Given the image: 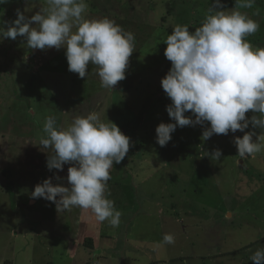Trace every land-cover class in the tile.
I'll use <instances>...</instances> for the list:
<instances>
[{
    "label": "rangeland",
    "instance_id": "374dc122",
    "mask_svg": "<svg viewBox=\"0 0 264 264\" xmlns=\"http://www.w3.org/2000/svg\"><path fill=\"white\" fill-rule=\"evenodd\" d=\"M85 3L87 18H108L134 34L125 79L114 89L101 86L94 65L89 64L85 78L70 72L64 48L30 49L21 37L0 42V264L6 259L54 264L56 249L45 247L63 238L73 246L83 239L81 253L69 264L85 256L87 264H254L250 257L264 248V151L241 159L233 139L243 132L214 134L204 141L201 125L177 127L166 146L156 141L157 125L174 122L161 86L171 67L163 37L176 25L194 31L212 0ZM224 5L232 10L235 0ZM5 6L0 20L10 22L17 10L31 16L47 5L46 0H8ZM241 11L260 25L246 39L264 48V3ZM95 93L105 97L95 109L101 120L130 137L129 152L114 163L107 182L106 194L122 213L120 224L82 222L81 210L73 207L62 216L66 226L55 227V204L33 199L31 189L50 177L53 184L67 186L69 164L62 171L47 168L52 150L40 147L43 124L53 116L57 127H67L83 115L78 103ZM216 149L222 151L219 160L208 155ZM47 232L54 239L44 246ZM165 233L174 235L173 244L163 243ZM174 254L180 257L171 258ZM58 256L57 264H66L67 256Z\"/></svg>",
    "mask_w": 264,
    "mask_h": 264
},
{
    "label": "clouds",
    "instance_id": "9594fccd",
    "mask_svg": "<svg viewBox=\"0 0 264 264\" xmlns=\"http://www.w3.org/2000/svg\"><path fill=\"white\" fill-rule=\"evenodd\" d=\"M4 3L7 0H0ZM254 4L255 0H235L232 10H225L223 0H212L194 31L188 25H176L163 37L171 67L161 86L171 101L166 110L174 122L157 125L156 141L161 147L177 127L201 125L204 141L214 134L243 132L233 139L241 159L264 151V48L253 47L246 39L260 25L241 11ZM46 5L31 16L17 10L14 20H0V42L21 37L30 49L64 48L68 70L85 78L89 64L96 66L105 89H114L125 79L134 52L132 32L108 18H87L85 0H46ZM249 125L252 130L245 131ZM43 133L40 147L52 150L46 152L47 168L62 171L69 164L68 185L46 178L35 185L31 197L54 203L59 214L79 208L82 222L107 221L119 227L122 213L106 194L107 182L114 163L119 164L129 152L130 137L115 123L102 121L97 111L75 116L67 127H57L55 117L48 116ZM208 155L219 160L222 151ZM162 240L173 244L175 237L165 233ZM250 260L264 264V248L257 249Z\"/></svg>",
    "mask_w": 264,
    "mask_h": 264
},
{
    "label": "crops",
    "instance_id": "0c3cea01",
    "mask_svg": "<svg viewBox=\"0 0 264 264\" xmlns=\"http://www.w3.org/2000/svg\"><path fill=\"white\" fill-rule=\"evenodd\" d=\"M66 180V179H65ZM65 180H61L63 183H64V181ZM32 184V183H31ZM31 184L30 185H28L27 186V188L25 189V191L27 192L29 189H31ZM32 189H33V187H32ZM32 189H31V191H32ZM24 191V192H25ZM65 215H67V212H61L60 214L59 213H55V216L57 217V224H55V227H57V226H59V227H65L66 226V222H65V219L66 218H63L62 216H65ZM73 216V215H72ZM75 216H78L79 217V215L78 214H76ZM73 220H74V218H72ZM75 219H77V218H75ZM38 228V227H37ZM32 234H35V235H37L38 233H36L35 231H34V229L33 230H29ZM49 231H52V230H49ZM55 231V230H54ZM56 233V232H55ZM45 234H47L44 238L45 239H43V241H42V244L45 246L46 244H48V242H50L51 240H53L54 239V237H53V235H52V233H50V232H47V233H45ZM65 241H67V244H66V242ZM54 243H52V245H48L47 247H45V249H48V247H51V248H54V249H56V250H54V256H57L58 258L55 260V263L54 264H57V263H59V262H61V259L59 258V256H58V254L60 255V256H67V261H66V264H69V261H68V259L70 260L71 258H72V256L73 257H75L76 255L75 254H79V253H81V250H80V243H82L83 244V239L82 240H80V242H78V243H76L75 244V246H73L72 245V243L71 242H69V240L67 239V238H63V239H61V240H58V241H53ZM84 243L87 245V246H89L90 245V243L88 242V241H86L85 242V239H84ZM64 245V246H63ZM62 248H64V250H63V252L61 253V249ZM182 252V251H181ZM83 254V253H82ZM82 254H80V256L79 257H82ZM178 257H180V256H176L175 254L171 257V258H178ZM86 259V256L85 257H82V258H80L79 259V263H81V264H87L86 262H82L83 260H85ZM88 260H90V258L89 259H87V261ZM78 263V264H79ZM98 263V262H97ZM100 263V262H99ZM98 263V264H99Z\"/></svg>",
    "mask_w": 264,
    "mask_h": 264
},
{
    "label": "trees",
    "instance_id": "16d2710c",
    "mask_svg": "<svg viewBox=\"0 0 264 264\" xmlns=\"http://www.w3.org/2000/svg\"><path fill=\"white\" fill-rule=\"evenodd\" d=\"M8 1V0H7ZM22 1V0H20ZM227 0H223V3L225 4ZM258 2L259 4H262L264 3V0H255V4L252 6L253 8H256L258 7ZM231 4L233 3V1L230 2ZM3 7L6 8L5 6V3L4 4H0V13H1V10L3 9ZM210 6L208 7H205L204 9V12L205 13H208V9H209ZM202 11V13H204ZM104 96L102 95H99V93H95L92 97H90L88 100L82 102V103H78V105L81 107L82 109V112H83V115H86L87 113H89L90 111H95L96 107L98 106V103L103 99ZM105 98V97H104ZM72 113V111H71ZM76 112H73L72 114H74ZM70 114V113H68ZM247 116L251 115V112L249 113H246ZM251 126V125H250ZM252 130V129H251ZM139 141V140H138ZM21 234V235H20ZM22 234H23V231L22 230H19V236L22 237ZM1 264H14L12 260H9V259H6L4 260ZM22 264V263H21Z\"/></svg>",
    "mask_w": 264,
    "mask_h": 264
}]
</instances>
